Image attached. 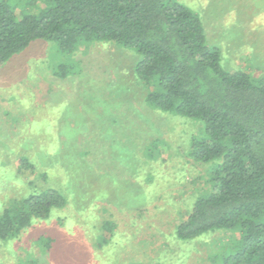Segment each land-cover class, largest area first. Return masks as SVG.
<instances>
[{
	"label": "rangeland",
	"instance_id": "obj_1",
	"mask_svg": "<svg viewBox=\"0 0 264 264\" xmlns=\"http://www.w3.org/2000/svg\"><path fill=\"white\" fill-rule=\"evenodd\" d=\"M177 1L200 15L225 69L264 77V0ZM139 58L109 43L69 57L38 40L0 65V212L36 189L33 174L17 171L22 156L48 161L39 170L52 169L48 185L68 198L48 220L0 240V264H217L230 253L232 231L175 238L214 175L191 155L202 122L146 105L135 77ZM62 63L75 74L56 76ZM152 137L168 145L156 160L145 156Z\"/></svg>",
	"mask_w": 264,
	"mask_h": 264
},
{
	"label": "trees",
	"instance_id": "obj_2",
	"mask_svg": "<svg viewBox=\"0 0 264 264\" xmlns=\"http://www.w3.org/2000/svg\"><path fill=\"white\" fill-rule=\"evenodd\" d=\"M38 40L55 43L69 57L94 43L135 50V77L147 91L146 105L202 122L204 133L192 140L191 155L213 170L212 190L196 199L175 238L186 242L232 231L238 234L234 247L215 258L217 264H264V77L225 69L200 15L177 0H0V65ZM72 69L62 63L55 75L67 78ZM152 139L145 156L156 160L168 145ZM42 163L49 162L20 157L17 171L33 174L36 189L5 204L2 242L66 206L67 195L48 185L52 169L39 170ZM103 228L112 232L114 224L104 222Z\"/></svg>",
	"mask_w": 264,
	"mask_h": 264
}]
</instances>
